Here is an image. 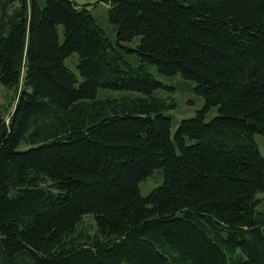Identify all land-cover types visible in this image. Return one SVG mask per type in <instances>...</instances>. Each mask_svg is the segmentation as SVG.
<instances>
[{"label":"trees","instance_id":"obj_1","mask_svg":"<svg viewBox=\"0 0 264 264\" xmlns=\"http://www.w3.org/2000/svg\"><path fill=\"white\" fill-rule=\"evenodd\" d=\"M98 1L116 43L74 0H0V264H264V0ZM149 66L205 99L174 136Z\"/></svg>","mask_w":264,"mask_h":264},{"label":"rangeland","instance_id":"obj_2","mask_svg":"<svg viewBox=\"0 0 264 264\" xmlns=\"http://www.w3.org/2000/svg\"><path fill=\"white\" fill-rule=\"evenodd\" d=\"M79 6H88L93 16L95 17L98 25L102 28L105 35L113 42L117 41L116 28L110 23L109 20V6L105 3L99 2L98 0H74ZM18 7V4L13 5ZM12 7V8H13ZM12 8L10 11H12ZM62 28L60 29V31ZM62 32V31H61ZM140 38H135L132 44H124L125 47L134 48L139 43ZM125 58L134 66L140 64L139 58L136 54L128 53L122 50ZM79 56L77 54L72 55L66 60L67 67L74 73L78 74L77 64ZM150 73L155 77L157 81L162 83L163 88L156 90L153 96L164 99L167 103H175L176 107L169 109L166 114L172 118V133L173 136L182 120L190 119L196 116L198 111L202 110L205 105V99L197 95L193 87L195 83L188 82L180 74L174 76L162 75L156 66H149ZM132 96H136L137 93H129ZM128 93L115 92L111 90H100L99 98L103 97H121L129 95ZM16 93L2 84H0V114H6L5 118H8L13 111L15 105ZM9 112V116L7 113ZM218 113L217 108L211 109L207 113V121L213 119ZM256 141L259 145L261 154L264 157V136L256 135ZM27 149L25 144H21L20 150ZM164 181V172L162 170H155L152 176L146 181L140 183V191L143 197L148 196L156 188L160 187ZM258 198L262 204L260 210H264V193L260 194ZM96 228L94 217L86 216L79 225V230H84L93 233Z\"/></svg>","mask_w":264,"mask_h":264}]
</instances>
